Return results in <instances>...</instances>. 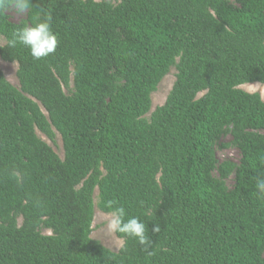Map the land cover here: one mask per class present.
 <instances>
[{
    "label": "trees",
    "instance_id": "16d2710c",
    "mask_svg": "<svg viewBox=\"0 0 264 264\" xmlns=\"http://www.w3.org/2000/svg\"><path fill=\"white\" fill-rule=\"evenodd\" d=\"M32 2L58 44L36 60L7 46L31 16L0 18L20 84L0 68V264H264V98L241 87L264 85V0ZM226 132L240 162L217 165ZM109 205L145 222L147 251L92 238Z\"/></svg>",
    "mask_w": 264,
    "mask_h": 264
},
{
    "label": "clouds",
    "instance_id": "9594fccd",
    "mask_svg": "<svg viewBox=\"0 0 264 264\" xmlns=\"http://www.w3.org/2000/svg\"><path fill=\"white\" fill-rule=\"evenodd\" d=\"M9 14L30 15L32 23L18 28L12 34V38L7 41L8 47L15 48L18 44L22 45L29 49L31 56L36 60L48 57L55 52L58 38L52 29L51 17L44 12L43 8H38L32 0H0V18L7 17ZM262 87L264 86L258 83L250 86L248 91L255 93ZM255 188L258 197L264 199V176L256 179ZM109 207L112 206L109 205ZM125 217L126 212L123 207H112L110 214L104 218L101 228L107 234H123L125 237L133 238L144 245L147 251L150 246L147 225L139 217L127 219ZM152 231L158 233L159 225L156 224Z\"/></svg>",
    "mask_w": 264,
    "mask_h": 264
},
{
    "label": "rangeland",
    "instance_id": "374dc122",
    "mask_svg": "<svg viewBox=\"0 0 264 264\" xmlns=\"http://www.w3.org/2000/svg\"><path fill=\"white\" fill-rule=\"evenodd\" d=\"M231 2H235V0H230ZM28 15L24 16H16L14 14H9L8 18L10 21L14 23H19L22 20H25ZM5 40L4 38H0V46L4 44ZM0 68L5 73L7 79L16 87H20L18 78H17V69L18 65L16 62H6L3 61L0 58ZM175 73L176 70L173 67L170 71V73L160 82L157 90L152 94V110H155V108L159 105L164 104L168 93L170 92L174 82H175ZM256 83L251 84H244L241 87L248 91L249 87L252 85H256ZM260 85L264 86L263 84L259 83ZM67 91V89H66ZM256 92H259L261 96L264 98V87L258 89ZM203 93L199 94L201 96ZM150 114H147L149 116ZM40 135L54 148V150L61 156H64V150H63V144H62V138L60 134H57L56 143H52L50 140H48L44 135L40 133ZM241 158V152L238 149V147L233 144L232 142V136L231 133L226 132L222 134L217 143H216V159H217V165L229 161L238 164L240 162ZM214 176L216 178H219L218 170L214 171ZM235 182V176L234 173L230 174L225 179V183L228 186V188H232ZM95 202L97 203L98 198V190L96 189L94 194ZM110 213L103 212L99 210V208L96 206L95 213H94V222H93V231H92V238L99 240L102 242L106 247L110 248L113 251H119L121 247L123 246V239L119 238L117 234H107L102 228L101 224L104 220V218ZM21 221V219H20ZM43 232L49 233L48 230L44 229Z\"/></svg>",
    "mask_w": 264,
    "mask_h": 264
}]
</instances>
